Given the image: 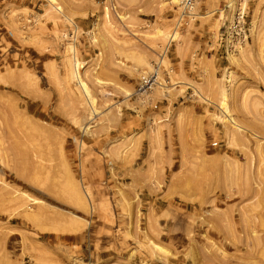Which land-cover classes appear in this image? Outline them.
I'll return each instance as SVG.
<instances>
[{
  "label": "rangeland",
  "instance_id": "374dc122",
  "mask_svg": "<svg viewBox=\"0 0 264 264\" xmlns=\"http://www.w3.org/2000/svg\"><path fill=\"white\" fill-rule=\"evenodd\" d=\"M55 1L0 0V264H264V0Z\"/></svg>",
  "mask_w": 264,
  "mask_h": 264
},
{
  "label": "bare ground",
  "instance_id": "6f19581e",
  "mask_svg": "<svg viewBox=\"0 0 264 264\" xmlns=\"http://www.w3.org/2000/svg\"><path fill=\"white\" fill-rule=\"evenodd\" d=\"M52 1H55V0H50V2L52 3ZM182 1L183 0H174L173 2L174 3H180V4H182ZM55 4H56V1L54 2ZM53 4V3H52ZM55 9L56 10H58L59 12L61 11L60 10V8H56L55 7ZM172 38H174V35H173V37ZM157 71V70H156ZM77 73L79 74V72L77 71ZM77 75V74H76ZM76 75H75V77H76ZM80 75H77V80H79V83H80V85H81V87H82V89L84 90V92H85V94L87 95V97H90V92H89V89H88V87H87V85L85 84V83H83L82 82V80H81V77H79ZM152 83H151V85H153V80L155 81L156 79H157V77H155V76H152ZM224 99H225V97H224ZM221 101H223V99L221 100ZM224 102H226V99L224 100ZM222 103H220V105H221ZM222 106H223V108L226 110V111H229V107H228V105L226 104V103H223L222 104ZM221 106V107H222ZM228 114H229V112H227ZM226 114V113H225ZM231 116V115H230ZM228 121V120H227ZM235 122V121H234ZM233 125H235V123L233 124ZM237 125V124H236ZM236 127H238V125L236 126ZM240 127V126H239Z\"/></svg>",
  "mask_w": 264,
  "mask_h": 264
},
{
  "label": "built area",
  "instance_id": "2783aa9c",
  "mask_svg": "<svg viewBox=\"0 0 264 264\" xmlns=\"http://www.w3.org/2000/svg\"><path fill=\"white\" fill-rule=\"evenodd\" d=\"M193 1H194V0H183V1H182V5H183V7H184L185 9H189V8L192 6ZM151 83H152L151 79H149V80H147V81L145 82L146 85H151Z\"/></svg>",
  "mask_w": 264,
  "mask_h": 264
}]
</instances>
